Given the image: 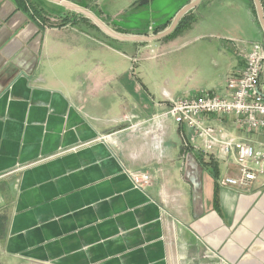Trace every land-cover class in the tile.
Listing matches in <instances>:
<instances>
[{
	"label": "crops",
	"instance_id": "0c3cea01",
	"mask_svg": "<svg viewBox=\"0 0 264 264\" xmlns=\"http://www.w3.org/2000/svg\"><path fill=\"white\" fill-rule=\"evenodd\" d=\"M36 1L56 6L52 15L71 11ZM206 1L185 12L187 27ZM25 7L0 0V264H264V173L248 187L220 186L235 164L196 149L171 118L142 122L197 90L171 86L157 62L136 75L93 22L49 24ZM251 40L238 42L249 49ZM232 53L207 90L227 94L244 64ZM205 121L264 148V130H239L231 115ZM138 169L150 174L142 187L130 176Z\"/></svg>",
	"mask_w": 264,
	"mask_h": 264
},
{
	"label": "rangeland",
	"instance_id": "374dc122",
	"mask_svg": "<svg viewBox=\"0 0 264 264\" xmlns=\"http://www.w3.org/2000/svg\"><path fill=\"white\" fill-rule=\"evenodd\" d=\"M185 1L87 0L88 8L83 4L78 5L92 12L117 33L149 35L154 33L155 27L169 21ZM36 2L25 0L24 5L29 8L32 15L39 14V20L59 25L67 19L66 22H73L77 26L93 22L91 25L93 34H99L113 45L122 46L130 54L128 61L130 71L136 75L138 72L147 75L151 71V64L157 62L163 65L162 74L170 79L171 86L192 93L196 90L210 89L213 83H216L220 73V56L231 55L235 51L242 54L248 49V45L246 47L238 40L248 41V36L254 39L251 41L260 42L262 39V28L260 29L257 23L253 24L248 17V0H208L193 11L198 24L186 27L165 40L139 41L142 48L139 47L138 50L137 44H132L128 40L118 42L117 38L103 34L101 28L82 12L68 7L71 11H61L57 15H52L50 11L55 13L56 6L49 7V11L42 7L41 3ZM223 34L232 35L230 37H233V40H219L218 35ZM144 79L148 82L149 78Z\"/></svg>",
	"mask_w": 264,
	"mask_h": 264
},
{
	"label": "built area",
	"instance_id": "2783aa9c",
	"mask_svg": "<svg viewBox=\"0 0 264 264\" xmlns=\"http://www.w3.org/2000/svg\"><path fill=\"white\" fill-rule=\"evenodd\" d=\"M244 64L239 74L227 78V94L220 95L203 89L190 96L167 99L166 109L142 122H163L171 118L179 127L190 129L194 147L215 159L237 167L236 175H219L220 186L248 187L264 173V148L251 141L234 136L221 126L205 121L208 115H231L239 130H264V41H254L242 53ZM141 121L131 123L139 126ZM132 182L142 187L150 182V174L143 170L130 173Z\"/></svg>",
	"mask_w": 264,
	"mask_h": 264
},
{
	"label": "water",
	"instance_id": "95a60500",
	"mask_svg": "<svg viewBox=\"0 0 264 264\" xmlns=\"http://www.w3.org/2000/svg\"><path fill=\"white\" fill-rule=\"evenodd\" d=\"M57 2H61L62 4H64L65 6L74 9L76 11L82 12L85 15H87L89 18H91L100 28L101 30H103L106 34H109L110 36L117 38V39H121V40H138V41H142V40H147V41H151V40H156L159 39L165 35H167L168 33H170L172 30H174V28L176 27L180 17L186 12L188 11L190 8H192L193 6H195L197 4V2L199 0H191L188 3H185L184 5H182L177 11L176 13L173 15L169 25L165 26L162 30L153 33V34H120L117 33L115 31H113L112 29L108 28L106 26V24L100 20L96 15H94L92 12H90L89 10H86L85 8L79 6L78 4H75L71 1H67V0H55ZM254 3V7H255V11H256V16H257V20L262 28V31L264 33V10L262 7V4L260 2V0H253Z\"/></svg>",
	"mask_w": 264,
	"mask_h": 264
},
{
	"label": "trees",
	"instance_id": "16d2710c",
	"mask_svg": "<svg viewBox=\"0 0 264 264\" xmlns=\"http://www.w3.org/2000/svg\"><path fill=\"white\" fill-rule=\"evenodd\" d=\"M18 1H19V5H21L23 8L26 9V7H25V5H24V1H25V0H18ZM252 6H253V5H252ZM253 8H254V6H253ZM37 13H38V12H37ZM254 13H255V10H254ZM172 16H173V15H172ZM172 16L170 17V19L172 18ZM170 19H169V21H170ZM169 21L164 22V24L161 25L160 27H158V26L155 27V31H154V33H156L157 31H159V30L163 29L165 26H167L168 23H169ZM190 21H191L190 16H189L188 14L185 13L184 15H182V16L180 17V19H179V21H178L176 27L174 28V30H172L170 33H168L167 35L163 36L162 38H163V39H167L168 37L173 36V35L179 33L180 31L184 30V29L189 25ZM217 177H218V176H217ZM217 177H216V178H217Z\"/></svg>",
	"mask_w": 264,
	"mask_h": 264
},
{
	"label": "flooded vegetation",
	"instance_id": "af4514ba",
	"mask_svg": "<svg viewBox=\"0 0 264 264\" xmlns=\"http://www.w3.org/2000/svg\"><path fill=\"white\" fill-rule=\"evenodd\" d=\"M173 17V16H172Z\"/></svg>",
	"mask_w": 264,
	"mask_h": 264
}]
</instances>
